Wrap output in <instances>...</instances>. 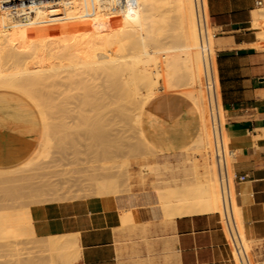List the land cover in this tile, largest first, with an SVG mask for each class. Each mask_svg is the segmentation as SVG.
I'll list each match as a JSON object with an SVG mask.
<instances>
[{
	"label": "crops",
	"instance_id": "1",
	"mask_svg": "<svg viewBox=\"0 0 264 264\" xmlns=\"http://www.w3.org/2000/svg\"><path fill=\"white\" fill-rule=\"evenodd\" d=\"M204 5L215 44H210V74L202 51H193L199 106L161 90L143 111L142 129L156 150L166 152L168 170L191 169L207 181L214 165L206 151L213 144V93L228 138L230 182L243 224L256 239L255 249L264 253V38L259 34L264 30V0H204ZM201 134L204 160L199 173L194 151ZM41 136L36 108L20 94L0 91V170L27 161ZM112 209L110 198L102 197L34 204V232L38 239L75 234L80 258L70 264H240L219 213L120 224L111 218ZM254 259L255 264L264 262Z\"/></svg>",
	"mask_w": 264,
	"mask_h": 264
},
{
	"label": "bare ground",
	"instance_id": "2",
	"mask_svg": "<svg viewBox=\"0 0 264 264\" xmlns=\"http://www.w3.org/2000/svg\"><path fill=\"white\" fill-rule=\"evenodd\" d=\"M17 1H22V0H0V12H2L3 14H5V12L7 13L8 11H9L8 13H11L10 11L13 12L14 8H17L16 10L17 12H15L14 14H11L10 16L6 14L8 17L5 15L4 18H0V32L3 35V37L1 38L2 40H0V42L2 41L0 43L1 48H3L2 50H0L1 51L0 64L1 63L15 64V63L20 62L21 59L25 57H31L33 60L35 59V61H38V59L39 61L41 59H43V61L45 60V62L50 61L51 62L50 64L46 62L48 63V66L50 67V65L53 63H57V62L61 63L62 61L60 60H63L64 56L66 58L68 57L69 59L71 57H72L71 59H74L73 55L79 56V54L80 56L81 54L83 55L85 54L84 55L85 57L87 54H88L87 57L89 56V54L91 56V54L94 52L95 54L98 52V54L96 55H100L101 53L108 54L109 53L108 51H111V48L112 49L115 48L114 50H117V49L119 50L120 48L126 47L127 49L131 47L132 49L135 48L134 50H136L137 53L134 56L130 57L129 59H125V58L123 59V57H117L116 55L113 56L112 54L113 50H112L111 56L107 57L105 62L97 65L96 67L90 66V68L88 69H91L92 67L91 70L87 69L88 71H85L84 69L83 72L82 71L79 72L78 70H73L71 68H68L69 70L71 69V71L66 72L67 71L66 70L67 68H66L64 69L65 72L63 71L61 72L63 73L62 76H61V73L58 72V69L57 70L53 69L57 67V68H62L61 70H63V66L60 65V63L59 65L62 67H60L58 64H55V67L51 65L52 69L51 68L49 69V67H47V64L45 63L46 67H44V69L46 68L47 71L51 70L52 73L55 71L52 75L48 74V72L46 74V71L43 69L44 70L43 73L45 72V74H41L42 72H39L40 74H37V75H40L39 77H37L35 73H31L30 76H27L25 70H24L25 75L22 73L23 70H21L22 74L20 73L19 75L17 73L11 72L5 76H0V89L4 88L8 91L12 90V91L18 92L22 97H24L27 101H29V103L32 104V106L36 108V110L38 111V115L42 122L41 141H40L39 147L33 152L32 156L20 166L15 167L8 171H0V173L15 171L17 169H20L21 167H25L27 165L33 164L39 161V159L41 160V158H46L49 156V153L52 147V142L54 140L53 137L55 135H53L52 133V130H53L52 127L54 126L51 124L52 120L49 116L51 114L47 112L49 110L46 111L45 109L46 104L44 103H46V100L49 101L52 98V96H54L52 98L54 101L52 99L51 100L56 104V100L59 99V97H56V96H59V93L58 95L56 94L55 96L54 93L52 95V91L58 88L59 91L61 90L60 93H62L63 88L61 87L65 85V87H67L69 91H72V89L73 90L79 89L80 92H82V93H79L80 98H78L79 99L78 101H80L79 105L82 107L83 112H81L79 116H81L80 117L82 119L81 121H83L87 125L86 128H88V130L86 131L89 134L90 138L95 137L93 133V129H90L91 117H94L92 116V114L94 112L96 113L95 115H97L98 113H99V116L100 114L104 115V113L102 114L101 112V109L103 107L115 105L114 111L119 112L122 117H127V118L130 117V119L133 118L132 120L134 121L135 127L139 133V136L143 144L147 146L146 148L148 149L150 148V150L154 152L153 153L154 154L153 164L151 163L147 169H145L144 164L141 167V171L144 173L143 176H145V174L153 175L152 181L150 182L152 187L150 189L142 188L140 191L147 194V193H154V192L164 193V191L175 190V189H186V190L192 189L194 191L192 193L194 194L192 198L187 199L183 202H173L167 206L170 207L172 210L181 209L183 212H187V213L210 212V213L223 214V201H222L223 199H222V193H221V184L219 180V173H218L216 162L214 165L210 167L211 170L208 175V179L203 184L196 182L195 180H192V178L194 177V172L191 169H181L178 171L168 170L167 168L169 166V163L165 155L166 152L163 153L160 149L159 151L156 150V148H154V146L148 142V140L146 139L144 135L143 129H142L143 111L145 107L147 106V104L151 102V100L156 99L157 96L159 97L161 93L160 87L165 88L164 90L167 91V90L182 88L188 85L189 89L183 92L187 94L186 96L190 98L191 101H193L197 106H199V98H198L197 91L195 89L196 82H195V77H194L195 74H194V66H193V51L197 49H200L202 51L203 56L205 57L204 64L207 69L206 71H208V73L210 74V56H211L210 55L211 54L210 44L212 43H211L210 36H209L208 42L206 41L202 42V34L200 31V26H199L200 18L198 17V13L196 9L197 8L196 0H177L176 1L177 5L173 9L175 10L173 12L174 13L177 12L178 17L176 16V18L178 19L174 17L175 14L171 16L169 14L170 12L168 13L169 16H171V18L174 17L173 20L175 21V23L178 20L176 25L177 26L179 25L178 26L179 27L178 31H180L179 35L180 36L182 35L184 39V43H182V46L185 49L179 55L161 52V51H164V48H165L164 46L168 44L171 45V42L169 39L170 36L168 35L166 37H163L162 35L167 25L169 24L168 20L170 19L168 14H164V8H163L164 5L169 3L168 0H143L142 1V2H147V1L151 2V13L148 16H146V19L149 18L150 20L149 24L146 22L145 24L142 21V18L140 17L141 9H140V4L138 5V0H134L136 1V3L132 0L128 1V3L124 5H118L115 0L106 1V3L102 5L101 4L102 2L99 4L98 1L100 0H97L101 8L105 6L102 10L106 9L111 14V15L110 14L108 15V13L104 11L107 13V15L109 16L108 17L107 15L102 13L104 14V16H107L108 18L110 17L112 18L111 19L112 21H108V22H111L109 24L107 23V20H108L107 18L105 19V17L102 16L101 13L98 14L97 11H99V9L97 10L95 6H90V5L88 6V8L95 7L97 10L95 11V8L94 9L92 8V10L91 9L87 10L88 14L91 12L93 13V14L91 13V15L89 14V16H91L90 18L88 14L86 13V10H83V8H81L82 7L81 5H79V7L71 6L74 9V11L73 9L72 10L70 9L71 11H73L72 12L73 15L71 14L73 17L67 14L71 18L68 17L65 14V12L69 13L71 11L70 10L68 11L67 9H65L67 8V6L63 7L62 5L66 3L68 4L71 1H72L71 3L73 4L74 0H28L29 4L27 6H25L26 5L25 3L22 4ZM75 1L78 2L79 4L81 0H78V1L75 0ZM88 1L89 0H87V2ZM89 2L92 3L91 0ZM56 3H59V5L62 3V5L60 6L66 11L62 10L64 12H60V15H59L57 14V12H59V10L61 11V8H54V9L52 8V11L57 9L56 11H53L56 14L52 13V18L55 16L54 17L55 19L53 18V21H52V24L49 30L46 31L47 33L43 35L42 33L43 31L41 32L43 36V37L41 36L42 41H40L39 39L40 42L38 43L36 42L37 44H35L33 42L36 39H34L30 42L31 45L29 43L28 44L26 43L27 45H25L24 42L27 40L25 35H27V33H24L25 32L24 26L27 25L26 23L32 17L29 15H33V17H36L35 15L39 16L41 13H39V11L37 12L36 10L37 7L39 9V5H44V6L49 5L51 7L52 6L56 7L58 5ZM53 4H55L56 6ZM99 6L98 8H100ZM48 7H46V9H48ZM33 8H36L34 12L36 11V13L38 14L34 13L33 11H30L31 9L33 10ZM28 9H30L29 10L31 12L30 14H28ZM48 10L51 11V9H48ZM62 13H64L63 15H66L67 22H69L68 18L71 19L70 24L72 25V28H73V33H72L73 35L70 34L69 36L67 35L65 37V39L63 40L64 50H65L63 51L64 54H59L53 51L51 52L50 49L48 48L50 47V44H49L51 43L50 41L56 38L55 25H56V22L61 18L59 16H63ZM204 16H206V13L204 14ZM97 22L98 24H101L100 28H96L95 24ZM206 22L209 26V21H208L207 16H206ZM180 26H181V29H180ZM173 28H176V27H173ZM146 32L151 33V35L148 37L149 40H147L146 36L144 35V33ZM208 32L210 34L209 27H208ZM92 34L96 36V39L94 41H90L89 43L86 41V37ZM259 34H260V39H263L264 30L259 31ZM145 38L147 41H145ZM39 43L41 45H38ZM147 43L153 46L154 48L153 51L145 50L147 46H150ZM48 44H49V47H48ZM142 48L144 49V51H139ZM211 48L213 47L211 46ZM167 49H170V48H167ZM68 58L67 60H69ZM43 61H40L39 64H42ZM180 71L184 72V75L187 76L186 82L182 80L184 76L183 77L180 76V73L181 75H183L182 72ZM64 73H67V74L64 75ZM49 78H51V82H49L50 80L47 81ZM209 85H210L209 86L210 92L212 93L211 81ZM81 89H83V91ZM79 90H76V91H79ZM72 96L74 97V94ZM76 97L77 96H75V98ZM50 101L48 103L52 104L53 102L52 101L50 102ZM215 103L216 101L212 93L211 100H210L211 110H212V106ZM85 107L87 108L85 109ZM49 118L51 121L49 120ZM93 122H92V125H93ZM59 125H60V122H59ZM105 135L102 137L98 136L97 138L100 137V139H105L106 137ZM199 136H200L199 139L197 141L195 140L196 141L195 146H198V147L204 145L203 143L204 137L202 138V134ZM224 142H225V148H226V146H228V138H227L226 132L224 134ZM146 148L145 150L149 152L148 149ZM211 158L215 160V157L212 154H211ZM228 165H229V168H231L230 161ZM128 169L129 168L126 167V174H128L129 172ZM149 175L147 177H149ZM144 179L143 181H146V179L148 178L145 177ZM142 183H145V182H142ZM17 209L22 211L20 206ZM19 210L15 212V209H14L15 214L16 213L17 215L22 214L20 213L21 211L18 212ZM157 211L159 212L164 211V205L159 201L143 202L137 209H133L130 206H128L122 210L121 214L126 216L127 218H131V217H134L135 214H138L139 216H152ZM11 212L13 211L11 210L10 213ZM14 212L12 215H14ZM232 213H233L234 219H236V222L238 224L239 231L242 237V247H241L242 249L240 250L239 255L241 259L243 260V264H253L254 261L250 259L251 258L250 248L255 243L256 239L253 236L252 232L248 231L244 227L241 206L238 202V198L234 192V189H232ZM29 228L31 230V228H33V225ZM75 236H76L75 234H60V235H51V236H48V240L45 239L48 241L47 243H49V247H50L49 249L51 250L50 252L47 249L48 247L46 248L48 253L50 252L51 254L50 255L52 259L51 264H62V263L70 264L71 262H74L78 259V257L80 256V253H79L80 250H79V245L76 242ZM35 239H37V237ZM43 242L46 243V241H43ZM34 243H36V240ZM47 243L46 245H48ZM40 244H41V241H40ZM42 246L44 247V244ZM24 253H26V251ZM32 254L34 253H31V255ZM30 256L28 255L29 258L26 256V259L28 258V260L31 261ZM13 258H14V255H13ZM26 259L24 257V259L22 260H26ZM27 261H25L24 264H27ZM29 263L30 262L28 261V264Z\"/></svg>",
	"mask_w": 264,
	"mask_h": 264
},
{
	"label": "rangeland",
	"instance_id": "3",
	"mask_svg": "<svg viewBox=\"0 0 264 264\" xmlns=\"http://www.w3.org/2000/svg\"><path fill=\"white\" fill-rule=\"evenodd\" d=\"M74 1H73V4L75 3L74 5L71 3L72 1L69 2L68 4L66 3L62 5L61 3L60 5H62L63 7L67 6V8L65 9H67L68 11L70 9L71 10L73 9L71 6L79 7V5H81L82 6L81 8H83V10H86V13L88 12L87 10H90V9L92 10L93 7L88 8V6L90 5V6H95L97 10L99 9V11H97L96 8L94 7L95 11H97L98 14L101 13L102 16H104V14L107 15V13L108 15L110 14L106 9L102 10L105 6H103L102 8L99 6L101 2H102L101 4L103 5L106 3V1H109V0H103V1L100 0L98 1L99 4L97 0L96 2L95 0H91L93 4L89 2L90 0L88 2L87 0H81L79 4L78 2L76 1L74 2ZM142 1L143 0H138V5L140 4V9H141L140 17L142 18V21L144 23L146 22L149 24L150 20L148 17H147L148 19H146V16H148L151 13V2L150 1L142 2ZM168 1L169 3H167L163 7L164 14H168L170 12L169 14L171 16L175 14L174 17L176 18L178 14L177 12L174 13L173 11L175 10L173 9L177 5V2H176L177 0H168ZM134 2L136 3V1ZM56 4L58 5L56 6L55 4H53L56 7L54 6L51 7L49 5L47 6L39 5V9L38 7L37 9L33 8V10L28 9L29 14L31 13L30 11L34 12L35 9L37 10V12L39 11V13L41 14L39 16L34 14L36 17H33V15H29L32 17L26 23L27 25L24 26V31H25L24 33H27V35H25L27 38V40L24 42L25 45H27L28 43L30 44V42L34 39H36L33 42L35 44L42 41L41 39L43 36L41 32L43 31L42 32L43 35L47 33L46 31L49 30L52 24L53 18L55 17L54 16L52 18V13H54L53 11H56L57 9L52 11V8L53 9L61 8V11L59 10V12H57V14L59 15H60V12H64L62 10H65V9H63L59 5V3H56ZM98 6L101 9L98 8ZM46 7H48V9H51L52 12L46 9ZM73 11L69 13L65 12V14L72 16ZM104 11H106L107 13ZM8 12L7 13L5 12V14L0 12V18H4L6 14L10 16L11 14L15 13L14 11L13 12L10 11L11 13H8ZM34 13H36V11ZM91 13L89 14L91 15ZM63 14L64 13H62V15ZM66 15L59 16L61 18L56 22V25H55L56 38L50 41L51 42L49 43L50 47L48 44V47H49L48 49H50L51 52L53 51L59 54H64L63 51L65 50H64L63 40L65 39L67 35L68 36L70 34L73 35L72 34L73 28H72V25L70 24L71 19L68 18L69 22H67ZM107 16H104V17L105 19L106 18L108 19L107 23L109 24L111 22H108V21H112L111 20L112 18L111 17L108 18L109 16L108 17ZM171 16H169L170 18L168 20L169 24L167 25L166 29L164 30V33L162 34L163 37H166L168 35L170 36L169 39H170L171 45L168 44L164 46L165 47L164 51H161V52L179 55L185 49L182 46V43H184V39L182 35L181 36L179 35L180 33V31H178L179 25L178 26L176 25L178 20L175 23V21L173 20L174 17L171 18ZM90 17L91 16H89V18ZM95 25H96V28H100L101 24H98L97 22ZM173 27H176V28H173ZM180 29H181V26H180ZM212 34H214V31L210 30L211 43L215 44V37L212 38ZM144 35L146 36L147 40H149L148 37L151 35V33L146 32L144 33ZM2 37L3 35L1 33L0 40H2L1 39ZM146 38H145V41H147ZM95 39H96V36H94L93 34L86 37V41L89 43L90 41H94ZM38 45H41V44L39 43ZM124 48H120L121 50L120 49L114 50L115 48L114 49L111 48V51L113 50L112 51L113 53L111 51H108L109 52L108 54L101 53L100 55H96L98 54V52L96 54L94 52L91 54V56L89 54L88 57H87L88 54L86 55V57L84 56L85 54L84 55L81 54L82 57L80 56V54L79 56L77 55L78 57L76 55H73L74 59H71L72 58L71 57L70 58L71 60L68 57L67 58L69 60H67V58L64 56L63 58L66 60L64 59L60 60L62 61L61 63L52 62L54 65L53 64L51 65L55 67V64L59 65L60 63V65L63 66V70H61L62 68H57V67L53 68L56 70L58 69V72L60 73L62 71L65 72L64 69L66 68H67L66 72L71 71V69L78 70L79 72L81 71L83 72L84 69L85 71H88V70H91L92 67H96L97 65L105 62L106 58L111 56V53L113 54V56L116 55L117 57H123V59L124 58L129 59L130 57L134 56L137 53V51L134 50L135 48L133 49L131 47L127 49L126 47ZM167 48H170V49H167ZM2 49L3 48H1V44H0V50ZM145 50L153 51L154 48L153 46L150 45V46H147ZM197 50H200V49H197ZM139 51H144V49L142 48ZM38 61H35V59L33 60L31 57H25L21 59L20 62L15 63V64L1 63L0 64V76H5L11 72L17 73L19 75L22 72L21 70H23L22 73L24 75L26 72L27 76H30L31 73H35L36 75L40 74L39 72H42L41 74H45V72L43 73L44 70L46 71V74L48 72V74L50 75H52L55 72L54 71L52 73L51 70L47 71L46 68L44 69V67H46V64H47V67H49L48 63L50 64L51 63L50 61L49 62L46 61L48 62L46 63L45 60L43 61V59H41L40 61H43L42 64H39L40 61L39 62ZM51 65L49 69L50 68L52 69ZM90 66H92L91 69H88L90 68ZM68 68H71V69L69 70ZM62 74L63 73H61V76ZM65 74L67 73H64V75ZM182 74L183 75H181L180 73V76L181 77L184 76V78L183 79L181 78V79L184 82H186L187 76L184 75V72H182ZM39 76L40 75H37V77ZM51 78H49L47 81L50 80L49 82H51ZM61 88H63L62 93H60L61 90L59 91L58 88L53 90L54 92L52 91V95L54 93L55 96L56 94L58 95L59 93V96H56V97H59V99L57 98L58 100H56V104L53 102L54 100L52 99L54 96H52L51 98L53 101L50 99L54 104L48 103L50 100L49 101L46 100V103H44L46 104L45 105L46 111L49 110L47 112L51 114L49 116L52 121L50 120V118L49 120L51 121V124L54 126L52 127L53 129L52 133L53 135H55L53 137L54 140L52 142V147H51L49 156L46 158H41V160L39 159V161L33 164H30V165H27L25 167H21L20 169H17L15 171L0 173V264H19V263L22 264V262L24 264L25 261H27L29 258L28 255L30 256L31 253H34V254L30 256L31 261L28 260L30 262L29 264H42V263L51 264L52 263V259L50 256L51 250L49 249L50 248L49 243H47L48 237L39 239V240L38 238L35 239L36 235L34 232V228H31V230L29 228L33 225V216H32L31 206L34 204L47 203V202H53V201L89 198V197L110 198L113 209L109 214L111 218L115 219V221H117L120 224L144 222V221H149V220H154V219L175 217V216L185 215V214H197L196 212H192V213L183 212L181 209L172 210L170 207L167 206L173 202H183L187 199L192 198L194 196V194H192L194 192L192 189L190 190L175 189V190L164 191V193L154 192V193H147V194L140 191L142 188L150 189L152 187L150 182L152 181L153 175L145 174V176H143L144 173L141 171V167L144 164L145 169H147L151 163L153 164L154 162L153 153L154 152H152L150 148L149 149L146 148L147 146L143 144L139 136V133L135 127L134 121L132 120L133 118L130 119V117L129 118L122 117L119 112L114 111L115 105L103 107L101 109V112L102 114L104 113V115L100 114L99 116V113L95 115L96 113L94 112H93L94 115L92 114V116L94 117H91L90 129H93V133L95 137L90 138L89 134L86 131L88 130V128H86L87 125L83 121H81L82 120L80 118L81 116H79L81 112H83L82 107L79 105L80 101H78L79 100L78 98H80L79 93H82V92H80L79 89H74V90L72 89V91H69V89H67L65 85H63V87ZM164 89L165 88L160 87V91L161 90L163 92L169 91L172 94L175 93L176 96H179L189 101L188 97L185 96L187 94L183 92L189 89L188 85L182 88L172 89V90H167V91H165ZM195 89H196V85H195ZM2 90H6V89L4 88L0 89V91ZM76 90H79V91H76ZM81 90L83 91V89ZM73 91L74 92L76 91V92L74 93ZM13 92L19 94L16 91H13ZM178 92H181L182 94ZM73 94H74V97L72 96ZM75 96L77 97L75 98ZM86 108L87 107H85V109ZM101 119L104 121H102ZM59 122H60V125H59ZM92 122H93V125H92ZM211 130H212V127H211ZM104 135L106 136L105 139H100V137ZM98 136L100 137L97 138ZM145 148L148 149L149 152H147ZM195 150L196 151H194L193 148L189 149V151L191 152L194 151L197 153L196 162L199 165L198 171L199 173H202L203 172L202 164L204 160V156L202 152L204 150H202V148H195ZM212 150H213V144L210 147L206 148V151L209 153H211ZM226 154H227V159L229 163L230 150L228 149V146H226ZM212 162L215 164L214 159H212ZM126 167L129 168L128 169L129 175L126 174ZM11 169H2L0 171H8ZM148 175L149 177H147ZM145 177L148 179H146V181H143ZM192 180H195L196 182H199L202 184L206 182V181H203L199 176H195V175L192 178ZM142 182H145V183H142ZM157 201L161 202L164 205V211H161V212L157 211L152 216H139L138 214H135L134 217L127 218L126 216L121 214L122 210L128 206H130L133 209H137L143 202H157ZM19 206L21 207L22 211L19 210L20 208L17 209ZM14 209H15V212L19 210L18 212L21 211L20 213L22 214H18V215L17 213L15 214ZM11 210L14 212V215H12L13 212L10 213ZM203 213H210V212H203ZM154 224L156 225L158 224V222L155 221ZM152 233L156 234V231H152L149 234H152ZM137 238H141V237L137 236ZM35 240H36V243L38 242L39 244L41 241V244L39 245L37 243L38 245L37 246L36 243H34ZM43 241H46L48 245H46V243H44ZM43 244L45 248L42 246ZM255 247L256 246L254 243V246L250 248L251 249L250 259L254 261L253 264H255L254 256L255 258L259 260H264V253L260 252V249L256 250ZM46 248L48 249V251H50L49 253L46 250ZM25 251L26 253H24ZM19 254L22 256H20ZM13 255H14V258H13ZM24 255H26L28 258L26 259V256ZM24 257L26 260H22L24 259ZM28 261H27V264H28ZM261 264H264V262H262Z\"/></svg>",
	"mask_w": 264,
	"mask_h": 264
},
{
	"label": "built area",
	"instance_id": "4",
	"mask_svg": "<svg viewBox=\"0 0 264 264\" xmlns=\"http://www.w3.org/2000/svg\"><path fill=\"white\" fill-rule=\"evenodd\" d=\"M118 5H124L128 3L130 0H115ZM20 3H25L27 6L29 3L28 0L17 1ZM259 5H262V1L257 2ZM196 9L198 13V17L200 18L199 26L202 34V42L209 41V32H208V24L206 22V16H204V0H196ZM17 8H14V12H16ZM29 14V13H28ZM215 37V34H213ZM214 81V79H213ZM215 90V87H214ZM211 125H212V133H213V150L212 154L215 157V162L217 165L219 180L221 184V193H222V201H223V214L221 225L225 228L228 234V241L233 246L235 250L236 257L240 264H243V260L240 257V250L242 249V237L239 231L238 224L236 219L233 217L232 213V187L230 182V168L228 165V159L226 154L225 142H224V133L221 129L220 116H219V107L218 102L212 106L211 112Z\"/></svg>",
	"mask_w": 264,
	"mask_h": 264
}]
</instances>
